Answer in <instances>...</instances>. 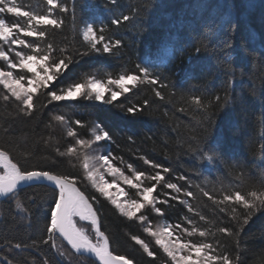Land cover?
<instances>
[{"label": "trees", "instance_id": "16d2710c", "mask_svg": "<svg viewBox=\"0 0 264 264\" xmlns=\"http://www.w3.org/2000/svg\"><path fill=\"white\" fill-rule=\"evenodd\" d=\"M23 3L41 13L47 8L45 0H23ZM61 3H67L69 7L68 13L57 10L64 24L60 29L48 28L45 36V41L51 42L56 49L85 51L87 42L83 39V30L88 23H92L97 30L104 27L106 38L121 39L123 44L115 50L114 56H85L79 63L70 65L64 77L55 81L50 90L56 85L71 83L85 73L98 77L111 73L115 78L121 70L134 71L137 63L149 67L162 65L157 70L167 77L165 82L169 83L170 89L161 90L165 95L164 101L155 97L150 88L139 90L133 102L142 104L143 99L148 98L150 104L142 114L135 116L126 114L118 106L87 100L48 104L45 95L40 93L34 101L37 111L33 116L26 117L18 114L17 102L3 100L7 92L0 85V147L10 149L27 167L33 164L51 166V161H56L59 171L79 177L81 190L86 195L97 197L102 230L110 236L117 253L129 257L135 264H170V259L155 244L154 238L143 231L144 224L122 216L108 198L101 196L83 178L79 160L57 154V148L65 151L74 143V139L67 135L70 125L56 121L54 117L63 115L66 121L79 119L86 122L88 128L74 124L71 127L87 139H91V127L96 123L102 124L115 143L98 142L93 145L90 155L111 152L110 159L122 157L123 162L112 159V163L127 175H131L125 166L128 163L137 171H155L144 164L140 157L172 169L167 174L161 170L164 179L195 192L196 200L191 197L187 199L197 211L209 220H222L223 224L219 226L232 227L230 217L220 213L207 197H201L196 185L210 192L213 188L218 191L222 186L240 184L242 180L258 182L264 174V0H118V6H113L108 0H61ZM73 3L76 6L75 22L71 11ZM106 3L107 8L104 7ZM122 14L129 15L130 22H122L119 27L113 25L111 20ZM3 18L9 23L18 19L14 14H6ZM206 36L208 39H204ZM202 40L210 50L202 48L197 53L196 48L201 47ZM56 54L60 55L59 52ZM225 60L229 63L218 65L219 61ZM0 65L4 66V62L0 61ZM189 89H193L195 94H202L206 90L208 95L204 102L214 101L208 113L211 125H201L199 121L205 118L198 112L188 114L178 111L180 107H188L179 97L182 93H188ZM171 91L177 95L171 96ZM226 94L227 106L223 99ZM126 95L131 97L133 94ZM217 95L222 98L219 102H215ZM121 102L127 104L126 97H120L115 104ZM193 135L207 137L210 148L219 145L223 158L214 165H208L186 154L185 142ZM129 136L133 137L132 141L128 140ZM25 153L30 154L27 160ZM181 175L187 179L179 180ZM106 177L111 181L113 179L107 173ZM117 182L129 193L135 192L121 179H117ZM162 192L168 193V196L161 195ZM37 193L51 199V189L29 187L19 191L18 198L31 213L27 219L26 214L15 207V198L0 202V245H3L0 247V257L7 256L13 264H33V261L42 264L45 257L51 264H57V260L62 259L50 245L7 251L16 242L31 243L32 239L39 241L46 238L39 231L42 224L38 222L46 209L33 206L28 200L29 196ZM173 195H179L180 199L172 200ZM153 196L168 199L167 205H157L164 214L154 213L150 207H146L137 215H146L154 226L164 222L182 223V216L189 215L201 227L215 230V223L205 225L193 213H188L180 203L186 198L183 191L177 194L160 184ZM132 235L144 239L157 253L156 258L148 257L131 240ZM192 239L195 241L199 237ZM215 240H219L221 245L217 252L226 251L233 256L239 254L243 264H264V211L256 213L244 227L238 253L232 238L217 234L215 238L210 237L208 242L214 243ZM56 242L63 245V250L71 256L72 264H98L86 256L73 254L60 238ZM0 264L6 262L0 259Z\"/></svg>", "mask_w": 264, "mask_h": 264}, {"label": "snow or ice", "instance_id": "6c2138e0", "mask_svg": "<svg viewBox=\"0 0 264 264\" xmlns=\"http://www.w3.org/2000/svg\"><path fill=\"white\" fill-rule=\"evenodd\" d=\"M47 8L41 13L32 8L31 5H25L23 0H0V61L4 62L5 67H0V85L6 90L7 94L3 100L8 102L13 100L17 102L18 114L26 117L33 116L37 111L35 99L40 93L47 98V103L69 101V100H87L100 102L103 105L118 106L126 114L132 116L143 113L149 106L148 98L143 99L142 104L134 103L133 100L138 96L139 90L144 87L150 88L155 97L161 101L165 100L162 89H170L169 83H166L167 77L163 76L157 69L162 65L144 66L141 63L135 65L134 71L121 70L120 74L113 78L111 73L105 77H98L96 74L85 73L71 83L63 86H50L57 80L64 77L65 72L70 65L79 63V60L85 56L98 55H116V49H119L123 42L121 39L106 38L104 27L97 30L92 23H88L83 30V39L87 42L85 51H71L67 48L56 49L51 42L45 41L48 28L60 29L64 20L57 15L68 13L67 3H61V0H45ZM113 6H118V0H108ZM107 8V3L104 5ZM73 22L76 19V6H72ZM6 14H14L16 21L9 23L3 18ZM122 22H130L129 15L122 14L111 20L113 25L119 27ZM103 25L104 22L101 21ZM25 37L34 39H25ZM204 39H208L206 36ZM4 44L8 45V50L4 49ZM210 50L207 45L201 41V47L196 48V52L201 50ZM14 53V57L9 55ZM59 52L60 55L56 53ZM171 58V53H169ZM147 63H152L148 61ZM229 63L227 60L219 61L218 65ZM19 70V71H17ZM234 74V73H233ZM174 87V86H171ZM195 87V86H194ZM134 89L136 91H134ZM132 93L131 97L126 94ZM177 93L171 91V96L175 97ZM207 91L202 94H195L193 89L188 93H182L180 100L188 107H180V113L198 112L205 119L199 123L211 125V119L208 117L210 108L214 101L204 100L207 98ZM126 97L127 104L121 102L116 105L115 102L120 97ZM221 96H215V102L221 101ZM227 106V94L223 98ZM46 107V105H42ZM214 115V113H213ZM56 121L66 122L70 126L67 135L74 139V143L67 147L65 151L57 148L55 151L60 157H72L80 161V166L84 173V179L90 182L91 186L101 196L110 200L116 210L129 220L136 219L145 225L143 231L154 238L155 244L170 259V264H243L239 254L230 255L226 251L217 252L221 247L220 241L215 240L210 243L209 238H215L217 234L232 238L235 250L238 253L241 246V234L244 227L249 223L252 217L261 211H264V174L258 182H252L248 179L240 184H228L222 186L217 191L215 188L210 192L204 187L196 185L201 197H207L218 209L220 213L230 217L232 227L219 226L223 221L209 220L202 212L194 208L187 197L193 200L197 199L196 193L187 189H182L177 183L166 181L164 174L172 171L151 159L140 157L144 164L150 165L154 172L137 171L131 164H126V168L131 171V175L125 174L122 168L116 167L112 159L122 157H112L111 152L107 154L90 155L93 145L98 142L115 143L113 136L105 127L96 123L91 127V139L81 137L71 125H79L81 128H88L86 122L79 119L66 121L65 116L57 115ZM5 131H9L5 129ZM195 131V129H193ZM133 140L132 136L128 137ZM186 154L196 157L200 162H206L208 165H214L223 158L219 145L209 147L207 137L198 138L193 135L185 142ZM30 154L25 153V160ZM44 159H48L44 157ZM104 168L107 174L113 179L109 183L105 179V174L100 171ZM162 170V172H161ZM80 178L59 171L56 161H51V166L33 164L27 167L17 159L10 149L0 147V198H15V207L26 214V219L30 218L29 209L21 202L19 191L23 188H44L51 189V199L41 196L39 193L28 197L33 206H40L46 209L43 218H38L42 224V231L46 238L41 240L32 239L31 243L16 242L7 249L12 252L13 249L24 251L26 249H38L40 244L50 245L58 257L57 264H72L71 256L63 250V245L57 244V238L67 242L73 254L78 256L94 257L98 264H133V260L125 255L117 253L111 243L110 236L105 230H102L101 217L97 209L99 201L96 196L86 195L78 186ZM117 179H121L125 185L130 186L136 192L135 199L120 201L113 198L109 189L116 184ZM187 177L181 175L179 180H186ZM163 184L165 188L174 190L179 194L183 191L185 199L180 203L187 208L188 213H193L199 221L205 225L216 224L215 230L210 227H201L196 219L189 215L181 218L182 223H161L154 226L148 217L141 213V210L150 207L154 213L163 215L161 207L158 204L169 203L168 199L161 200L159 196H153L157 185ZM245 184L247 186H245ZM189 181V187H191ZM120 193L127 195L123 188ZM161 195L167 197L168 193L162 192ZM217 196L219 198H217ZM39 197V199H38ZM172 200H179V195H173ZM82 222H87L88 227H84ZM182 224L186 226H182ZM28 227H31L29 220ZM193 237H199L193 240ZM131 240L139 245L148 257L156 258L157 253L152 251L149 244L140 236L132 235ZM5 243H9L6 241ZM3 247V245H0ZM215 253V254H213ZM6 264H13L7 256L0 257ZM35 264V261H33ZM42 264H51L47 257L43 259Z\"/></svg>", "mask_w": 264, "mask_h": 264}, {"label": "rangeland", "instance_id": "374dc122", "mask_svg": "<svg viewBox=\"0 0 264 264\" xmlns=\"http://www.w3.org/2000/svg\"><path fill=\"white\" fill-rule=\"evenodd\" d=\"M0 43H3V42H0ZM4 49L6 51L8 50V45L7 44H4ZM9 55L12 56L13 58H15L14 57V53L9 52ZM0 67H5V65L4 66L0 65ZM101 154H103V153H101ZM100 171L105 174V179L109 183H111V180H109L106 177V173H107L106 170L104 168H101ZM120 188H123L124 189V192L127 193V195H124V194L120 193V191H119ZM109 191L112 193L113 198H116V199H118V200H120L122 202L123 201H126V200H129V199H135L136 198V192H132V193L130 192L129 193L128 190L123 185L119 184L118 182H116V184L113 185L109 189Z\"/></svg>", "mask_w": 264, "mask_h": 264}, {"label": "water", "instance_id": "95a60500", "mask_svg": "<svg viewBox=\"0 0 264 264\" xmlns=\"http://www.w3.org/2000/svg\"><path fill=\"white\" fill-rule=\"evenodd\" d=\"M5 198H0V201H2V200H4ZM66 244H67V242L66 241H64ZM69 246V245H68ZM70 247V246H69ZM86 257H89L90 259H92L93 261H95V262H97L96 260H95V258L94 257H91V256H86ZM129 258V257H128ZM98 263V262H97ZM133 264H135V262L133 261Z\"/></svg>", "mask_w": 264, "mask_h": 264}, {"label": "bare ground", "instance_id": "6f19581e", "mask_svg": "<svg viewBox=\"0 0 264 264\" xmlns=\"http://www.w3.org/2000/svg\"><path fill=\"white\" fill-rule=\"evenodd\" d=\"M6 199V198H5ZM4 199V200H5ZM1 202V201H0ZM82 225H88V223L87 222H82ZM62 240V239H61ZM63 241V240H62ZM64 242V241H63ZM65 243V242H64ZM66 244V243H65ZM67 245V244H66ZM68 246V245H67ZM69 247V246H68ZM70 248V247H69ZM71 249V248H70ZM72 251V250H71ZM89 258V257H88Z\"/></svg>", "mask_w": 264, "mask_h": 264}]
</instances>
